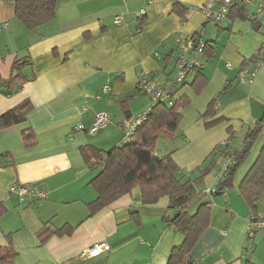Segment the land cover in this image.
I'll return each mask as SVG.
<instances>
[{"label":"crops","instance_id":"1","mask_svg":"<svg viewBox=\"0 0 264 264\" xmlns=\"http://www.w3.org/2000/svg\"><path fill=\"white\" fill-rule=\"evenodd\" d=\"M151 1L57 0L53 19L27 30L16 18L14 0H0V115L22 102L31 106L24 122L0 129V256L15 255L0 264H167L172 248L183 241L164 222L172 213L168 197L143 205L134 187L92 213L97 192L91 181L102 161L93 170L83 155L87 147L106 152L125 143L119 125L151 106L149 98L137 94L141 78L188 101L175 133L156 142L162 153L171 152L180 174L197 176L196 167L223 141L228 140L231 153L242 151L247 130L264 118V64L251 84L237 81L240 68L255 67L261 55L264 20L256 15V5L233 8L216 27L193 10L205 0ZM140 9L146 12L142 20ZM181 9H186L184 24ZM116 15L120 25L113 24ZM178 33L199 34L206 43L198 55L205 79L199 92L194 71L184 85L171 89ZM213 101V115L202 118ZM97 112H109L110 121L90 135ZM26 129L34 135L32 144L23 141ZM263 144L264 132L222 194H209L222 159L203 177L210 222L185 258L190 264H264V221L251 222L264 218V188L254 202L255 214L239 191ZM12 184L36 186L45 197L20 202L8 191ZM132 213L138 214L139 225ZM43 226L63 233L42 243ZM250 228L256 230L252 242ZM102 241L109 245L107 252L80 256Z\"/></svg>","mask_w":264,"mask_h":264},{"label":"trees","instance_id":"2","mask_svg":"<svg viewBox=\"0 0 264 264\" xmlns=\"http://www.w3.org/2000/svg\"><path fill=\"white\" fill-rule=\"evenodd\" d=\"M56 1L57 0H14L16 18L27 30L36 29L53 19ZM176 8L179 9L180 7L178 8L177 6ZM185 12L186 9L180 10V14L183 16L181 22L186 20L183 15ZM140 29L139 26L137 32H139ZM191 37L195 40V46L198 42L202 41L199 34L191 35ZM202 44L203 48L201 53L196 52L195 46L194 49L189 52V59L196 60L198 64L190 71H194L197 75V79L193 83L197 92H199L205 84V79L200 72L202 64L198 58V55L202 54L206 47L204 41H202ZM259 59L260 57L254 60L255 64ZM253 68L254 67L249 69ZM189 73H187V75ZM186 77L179 85H172L171 83V89L184 85ZM228 88L229 86L225 87L223 92ZM171 94L173 96V101L170 105L167 101H161L150 106L146 119L137 127L129 141L106 152H99L87 147V149L83 151V155L89 163V166L92 163L91 168L93 170L99 168V164L96 162L102 161L100 163L99 173L91 181V184L97 192V198L94 202L92 213L107 206L119 197L128 194L134 187L140 189L141 202L143 205L154 204L161 197H168V209L172 211V213L163 218L164 222L169 228L179 232L183 236V241L180 246L172 248L167 258V264H178L183 260L186 261L187 264H190L185 258L189 255L190 250L200 234L209 225L212 208L211 203L203 202L206 195L199 187L197 188V186L203 182V177L215 164H217V161L220 159L223 161L231 151L228 144L225 146L219 144L211 155H209L200 166L196 167L194 172L198 174L194 177L180 174L171 158V154L165 157L156 156V154H154L156 142L161 138L171 137L175 133L182 118L181 110L188 104L186 98H175L172 91ZM125 101L130 102V100ZM214 106L215 102L213 101L208 105L201 117H211L214 113ZM30 109L31 106L29 102H22L18 106L5 111L0 115V129L24 122ZM211 124L212 123L209 125ZM263 132L264 118L253 128L247 130L245 135L246 144L243 150L231 153L235 164L222 173L216 183L215 192L209 193L210 195H220L224 190L231 188V180L236 168L244 161L253 140L259 134H263ZM22 137L25 144H32L34 141V135L30 129L24 130L22 132ZM231 138L232 134L228 139L230 140ZM263 188L264 144L258 157L239 186L240 195L253 210V214H255L254 202L263 191ZM26 202L30 203L29 201ZM193 207H195L194 211L191 210ZM131 218L136 225H139L138 214L132 213ZM258 221H264V218H253L251 222ZM252 231L253 236L248 238L251 242L255 239L256 234V230ZM62 233L63 230H55L43 226L38 234L43 238V243L49 236H61ZM14 256L15 255H10L8 253V255H1L0 260L8 261Z\"/></svg>","mask_w":264,"mask_h":264},{"label":"built area","instance_id":"3","mask_svg":"<svg viewBox=\"0 0 264 264\" xmlns=\"http://www.w3.org/2000/svg\"><path fill=\"white\" fill-rule=\"evenodd\" d=\"M151 2V0H148V4H151ZM253 4L256 5V15H259L264 20V0H205V2L201 6L193 10L200 11L204 15V18L207 23L218 27L225 21L229 12L233 8L246 9L247 7L252 6ZM145 14V10L140 9L137 12V18L139 20H142ZM249 19L255 20V15H251ZM185 21L186 20L182 21L181 23L184 24ZM120 23L121 17L119 15L114 16L113 24L120 25ZM176 46L178 50V56L176 60L177 74L172 80V85L181 84L184 81L187 73H189L193 67H196L198 65L196 60L189 59V52L193 50L195 46V40L192 39L191 35L178 33L176 35ZM202 48V41L198 42L195 46L197 53H201ZM263 64L264 39L262 42L260 59L256 62L255 67L253 69H249L246 67L240 68L237 76L238 83L251 84L258 68L261 67ZM226 68L230 70L232 67L227 64ZM136 91L139 95L149 98L152 104L161 101H167V103L170 105L173 101V96L170 90L164 89L163 87L157 85L154 81L144 77L137 82ZM148 110H145L142 113H139L124 120L122 124L119 125V128L123 132V139L125 142L131 139V136L133 135L137 127L146 119ZM109 121V112H97L95 113L92 119V124L87 132L90 135H94L100 130L105 129ZM78 129L85 130L83 126H79ZM226 144H228V140L223 141L220 145L225 146ZM234 164L235 161L233 155L230 153L224 158L220 165L216 177L217 181L219 180L222 173ZM215 190L216 187H214L210 191V193H214ZM8 191L9 193L16 195L20 202H34L41 200L45 197V193L36 186L30 187L22 184H12L8 187ZM254 225L256 227H259L258 223H255ZM248 235L249 237L253 236V231L251 228L249 229ZM108 250V243L106 241H102L86 248L84 251L81 252L80 256L84 258H93L107 252Z\"/></svg>","mask_w":264,"mask_h":264},{"label":"rangeland","instance_id":"4","mask_svg":"<svg viewBox=\"0 0 264 264\" xmlns=\"http://www.w3.org/2000/svg\"><path fill=\"white\" fill-rule=\"evenodd\" d=\"M260 19H261V17H260ZM161 139H167V138H161ZM162 152H163L162 151V144H157L156 143L155 146H154V154H156V156H158V157H165V156L171 154V152H167L166 154L165 153H162ZM202 185H203V182L201 184H199L197 186V188L199 187L202 190Z\"/></svg>","mask_w":264,"mask_h":264},{"label":"bare ground","instance_id":"5","mask_svg":"<svg viewBox=\"0 0 264 264\" xmlns=\"http://www.w3.org/2000/svg\"><path fill=\"white\" fill-rule=\"evenodd\" d=\"M151 105H152V103H151Z\"/></svg>","mask_w":264,"mask_h":264}]
</instances>
